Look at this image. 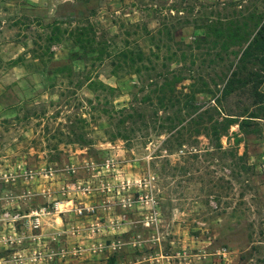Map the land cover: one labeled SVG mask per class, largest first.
I'll return each mask as SVG.
<instances>
[{
  "label": "rangeland",
  "instance_id": "374dc122",
  "mask_svg": "<svg viewBox=\"0 0 264 264\" xmlns=\"http://www.w3.org/2000/svg\"><path fill=\"white\" fill-rule=\"evenodd\" d=\"M263 25L264 0H0V264H264Z\"/></svg>",
  "mask_w": 264,
  "mask_h": 264
},
{
  "label": "trees",
  "instance_id": "16d2710c",
  "mask_svg": "<svg viewBox=\"0 0 264 264\" xmlns=\"http://www.w3.org/2000/svg\"><path fill=\"white\" fill-rule=\"evenodd\" d=\"M251 59H254V60L251 61ZM257 62H259L262 65V66H260V69L264 71V25L261 27V29L259 30L258 36L250 44L247 52L245 53V57L242 60L241 67L244 70H248V68H247L248 63H249V65H251V64L254 65ZM257 72L258 71H256V73H255V71H251V72H249V75L251 73H254L256 76H259V73H257ZM251 117L257 118L258 116H256V114H254V116H251ZM229 121H235V120H229ZM253 121H256V120H251V119L243 120L241 123V128L244 131H246L247 126H249L251 123H255ZM223 129H226V126H223ZM214 131H215V128H214ZM215 134L218 135V132L215 131ZM111 264H113V263H111Z\"/></svg>",
  "mask_w": 264,
  "mask_h": 264
},
{
  "label": "built area",
  "instance_id": "2783aa9c",
  "mask_svg": "<svg viewBox=\"0 0 264 264\" xmlns=\"http://www.w3.org/2000/svg\"><path fill=\"white\" fill-rule=\"evenodd\" d=\"M83 212V209H80V213H82Z\"/></svg>",
  "mask_w": 264,
  "mask_h": 264
}]
</instances>
